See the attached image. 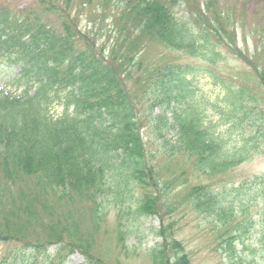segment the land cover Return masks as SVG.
<instances>
[{"label": "trees", "instance_id": "16d2710c", "mask_svg": "<svg viewBox=\"0 0 264 264\" xmlns=\"http://www.w3.org/2000/svg\"><path fill=\"white\" fill-rule=\"evenodd\" d=\"M96 1L0 4V67L18 70L10 78L21 89H0V264H65L76 253L84 264H107L94 247L110 204L125 227L112 231V264H191L176 235L187 213L208 218L216 244L240 264L245 205L258 194L264 202V177L235 184L232 171L264 145V71L249 61L248 72L225 78L187 62L216 66L222 48L231 52L219 0L121 3L105 49L77 29ZM150 45L160 53L148 64ZM200 72L222 91V103L206 110L190 88ZM207 110L216 123H203ZM156 215L161 242L126 246L135 223Z\"/></svg>", "mask_w": 264, "mask_h": 264}, {"label": "rangeland", "instance_id": "374dc122", "mask_svg": "<svg viewBox=\"0 0 264 264\" xmlns=\"http://www.w3.org/2000/svg\"><path fill=\"white\" fill-rule=\"evenodd\" d=\"M132 0H97L91 7H83L84 11L78 16L77 29L86 35L90 42H95V45L100 48H108L112 43L113 26L110 16L113 14L115 7L121 3ZM6 2L11 3L12 7L24 8L30 0H0V4ZM220 7L216 11L222 12V20L220 24L224 29L229 31V36L232 38L231 52L222 48V54L225 58L224 62L212 66L209 63H204L198 59L189 60L193 67L206 69L215 75H221L225 78L228 75L237 74L239 69L248 72V62L253 61V64L258 70L264 71V0H219ZM215 10L210 13L215 19ZM160 50L156 46L150 45L144 54V61L148 64L158 62ZM172 56V55H171ZM254 58H253V57ZM17 69H6L0 67V89L10 92L13 95H20L21 89H17L11 82V75L17 73ZM240 77V76H239ZM250 75L242 72V78L249 79ZM190 88L194 102L199 103L201 109H207L212 105L222 103V91L220 86L203 73H196L194 77L189 78ZM245 82V80L241 79ZM250 83V82H249ZM247 83V84H249ZM211 109V108H210ZM61 109L53 107L52 115H58ZM202 116L203 123H216L217 116L213 111L207 110ZM141 134L145 137L153 138L148 128L141 125ZM170 139V134L165 135ZM153 140V139H152ZM151 140V141H152ZM235 137L232 136L230 144H236ZM233 146V145H232ZM253 176L264 177V145L252 156L237 166L232 171V178L235 184L251 181ZM110 199V198H109ZM109 212L100 226V235L96 237L94 247L99 253L104 256L107 264H112L115 258H119V252L114 249L113 230L119 228L124 230L125 227L118 224L117 209L115 205L110 204ZM244 217L248 221L245 234L243 235L246 250H241L239 245H235V255L238 257L235 261L240 264L258 263L259 254L263 244L264 235V202L260 199V194L257 197L251 198L245 205ZM159 216H148L142 218L135 223V227L131 233L126 234L125 244L129 248L135 247L139 250L152 247L161 242L159 236L156 235L159 229ZM178 224L179 232L176 234L177 239L182 242L185 251L190 257L191 264H231L229 254L224 253L222 248H219L216 241L214 225L210 223L208 218L194 213L179 214ZM124 225V222H123ZM3 246H0V250ZM256 256H254L253 252ZM123 256V254H122ZM65 264H84L83 257L79 254H73L69 257ZM140 260L136 259L134 264H139Z\"/></svg>", "mask_w": 264, "mask_h": 264}]
</instances>
